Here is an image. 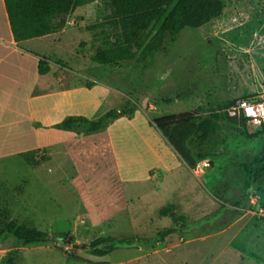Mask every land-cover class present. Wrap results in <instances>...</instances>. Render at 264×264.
I'll list each match as a JSON object with an SVG mask.
<instances>
[{
  "label": "rangeland",
  "instance_id": "rangeland-1",
  "mask_svg": "<svg viewBox=\"0 0 264 264\" xmlns=\"http://www.w3.org/2000/svg\"><path fill=\"white\" fill-rule=\"evenodd\" d=\"M222 1L223 14L215 22L184 29L155 55L117 67L91 60L100 31L108 28L107 0L76 9L71 14L75 27L63 36L26 48L51 63L44 78L51 86L56 87L62 74L68 85L82 82L83 76L108 83L113 89L99 114L129 103L136 123H146L178 157L150 124L153 119L205 116L239 99L264 100V0ZM157 28L148 31L153 34ZM57 64L73 73L62 72ZM162 99L172 102L162 104ZM16 117L0 111V209L18 223L49 235L66 233L73 240L64 244L60 239H67L57 237L50 244L23 247L12 236H0V264L10 259L13 264H264V221L250 213L248 202L252 196L264 205V177L246 193L240 168L262 154L260 130L246 124L238 128L223 118L220 153L208 159L202 172L176 166L169 173L154 167V178L144 180L135 177L150 164L143 135L132 143L131 129L123 121L92 134L73 132L71 142L51 144L50 160L32 168L18 152L36 147L31 139L15 138ZM165 204L175 209L160 218ZM179 217L184 222L172 220ZM166 228L175 233L164 243L146 242ZM106 236L130 245L102 258L93 256L88 244Z\"/></svg>",
  "mask_w": 264,
  "mask_h": 264
},
{
  "label": "trees",
  "instance_id": "trees-1",
  "mask_svg": "<svg viewBox=\"0 0 264 264\" xmlns=\"http://www.w3.org/2000/svg\"><path fill=\"white\" fill-rule=\"evenodd\" d=\"M92 1L94 0H3L10 31L16 43L61 32L69 16L77 8ZM107 5L109 15L105 25L107 24L108 28L100 31L99 45L91 60L110 67H117L138 57H151L174 42L184 29L196 30L211 24L222 16L224 10L222 0H107ZM102 24L97 27L100 28ZM153 25L158 28L155 33L150 34L148 30ZM48 70L46 61L40 60L39 75L47 74ZM86 87L90 88V85ZM160 102L169 104L172 100L162 99ZM133 115V108L126 103L119 111L110 110L94 121L71 116L66 117L54 128L92 134L107 129L121 117L131 120ZM223 118L238 128L245 127L244 119L228 118L223 111H212L205 116L195 113L168 115L155 118L150 124L158 130L182 163L192 170L199 162L220 153L219 149L223 145L220 135ZM259 130L264 136V123ZM18 156L32 168L50 160L49 152L44 148L21 152ZM240 168L244 177V190L248 193L253 185L264 177V147L260 156L248 164H241ZM174 209V205H166L159 209L158 216L167 217ZM172 220L184 222L183 217ZM174 233L175 229L166 228L146 242L164 243L166 237ZM4 235L12 236L23 247L50 244L57 237L68 239L70 236L66 233L49 235L28 227L10 219L9 213L0 209V236ZM128 245L129 241L106 236L94 239L88 247L93 256L102 258L117 248ZM68 257L81 261L77 257ZM9 264H13L11 259Z\"/></svg>",
  "mask_w": 264,
  "mask_h": 264
},
{
  "label": "crops",
  "instance_id": "crops-1",
  "mask_svg": "<svg viewBox=\"0 0 264 264\" xmlns=\"http://www.w3.org/2000/svg\"><path fill=\"white\" fill-rule=\"evenodd\" d=\"M71 27H75V20L70 15L61 32L16 43L10 31L4 2L0 0V111L17 115L16 126L12 125V128L19 130L15 138L31 139L35 149H47L48 146L60 139L71 142L70 140L75 138L73 132L54 128L66 117L80 116L92 120L108 111L105 110L99 114L113 89L108 83L83 76L82 82L68 85L64 83L65 76L62 74L58 77L56 87L51 86L44 81L46 74L39 75L38 73V62L41 60V56L36 51L34 52L33 48H26V45L51 39L54 35L63 36ZM52 42H60V39H53ZM46 63L49 73L51 63L49 61ZM60 63L62 62L60 61ZM57 67L62 72L73 73L71 68L59 64ZM86 85H90V88H87ZM10 98L14 99L13 102L9 100ZM122 121L131 129L128 137L132 143L134 139L140 142L139 136L143 135L141 142L146 151L144 154L150 161L142 173L136 174L137 179L154 178V170L150 172L154 167H159L169 173L176 166L186 167L178 157H174L159 143L160 139L146 123H136V113L131 120L124 118L116 120L107 130L114 128ZM146 135L150 138H147ZM0 143L3 142L0 141ZM150 173L153 175L150 176ZM124 177L129 176L125 175ZM166 205L169 204L164 206Z\"/></svg>",
  "mask_w": 264,
  "mask_h": 264
},
{
  "label": "built area",
  "instance_id": "built-area-1",
  "mask_svg": "<svg viewBox=\"0 0 264 264\" xmlns=\"http://www.w3.org/2000/svg\"><path fill=\"white\" fill-rule=\"evenodd\" d=\"M228 118L244 119L246 125H249L254 131H258L264 123V100L239 99L223 110ZM209 166L208 160L196 164L193 173L202 172ZM251 206L250 213L257 219L264 221V205L258 203L256 198L249 196Z\"/></svg>",
  "mask_w": 264,
  "mask_h": 264
},
{
  "label": "water",
  "instance_id": "water-1",
  "mask_svg": "<svg viewBox=\"0 0 264 264\" xmlns=\"http://www.w3.org/2000/svg\"><path fill=\"white\" fill-rule=\"evenodd\" d=\"M72 240H73V238L70 237V236L68 237L67 240L60 239V241H61L62 243H64V244H69Z\"/></svg>",
  "mask_w": 264,
  "mask_h": 264
}]
</instances>
